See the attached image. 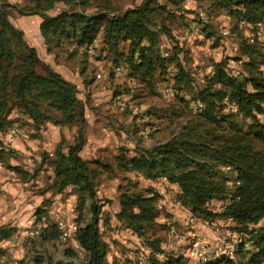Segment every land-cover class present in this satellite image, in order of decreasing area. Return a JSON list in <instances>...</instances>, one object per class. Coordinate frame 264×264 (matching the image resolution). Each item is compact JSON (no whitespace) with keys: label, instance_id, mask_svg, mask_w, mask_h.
Instances as JSON below:
<instances>
[{"label":"trees","instance_id":"trees-1","mask_svg":"<svg viewBox=\"0 0 264 264\" xmlns=\"http://www.w3.org/2000/svg\"><path fill=\"white\" fill-rule=\"evenodd\" d=\"M237 21L247 25L264 22V0H220ZM30 5L19 7L21 13L36 14L48 52L64 42L76 48L89 46L99 37L116 64L124 62L128 71L155 92L157 78L165 76L167 67L177 68L173 87L182 90L190 87L193 78L178 57L183 49L176 43L170 55L160 48L161 35H171L169 26L157 25L156 17L165 19V13L176 17L168 5L181 8L182 0H143L139 5L120 11L112 0H29ZM58 2L68 9L56 15L48 11ZM6 0H0V130L11 125L14 110L28 116L40 127L47 120L62 125H75L73 142L64 137L55 150L52 165L55 173L54 186L61 192L69 185L78 195V210L89 207L90 216L77 226L76 241L87 252L85 264H107V244L102 238L100 221L103 203L99 199L96 179L100 164L87 159L81 151L87 143L86 102L78 95L75 82L67 79L51 64L44 61L35 46L29 44L24 31L9 18ZM15 6V4H14ZM17 6V5H16ZM93 7L94 10L89 11ZM212 28V31H211ZM203 30L211 37L213 27L204 24ZM237 30V26L234 27ZM241 37L239 57L247 56L243 75H234L227 69L226 60L217 61L214 71L198 89L196 100L202 107L189 113L172 130L164 142L139 149V153L127 156L117 154V167L125 172H138L147 179L166 178L175 184L176 200L203 220L230 218L237 228L248 234L253 250H245L242 240L233 256L223 254L212 264H261L264 261V122L257 114L264 112V72L258 60L262 55L258 42ZM127 42L124 50L121 44ZM185 101L184 97H180ZM230 104L235 112H225ZM242 117L251 122L240 121ZM107 167L109 164H103ZM229 166L230 169H226ZM233 180L232 187L228 184ZM230 195L225 210L216 212L209 204ZM120 210L117 218L121 223L143 236L157 225L161 209L153 188L120 194ZM41 208L36 210L39 213ZM56 225V224H55ZM45 222L41 237L52 239L59 230ZM58 228V230H57ZM51 231V232H49ZM5 229L0 234L8 235ZM53 233V236H52ZM146 244L157 253H165L162 240L148 239ZM240 254L239 260L235 259ZM160 264H182L183 256L165 253ZM36 261L43 258L35 256ZM155 259V258H154ZM239 261V262H237ZM156 262V261H155Z\"/></svg>","mask_w":264,"mask_h":264},{"label":"rangeland","instance_id":"rangeland-1","mask_svg":"<svg viewBox=\"0 0 264 264\" xmlns=\"http://www.w3.org/2000/svg\"><path fill=\"white\" fill-rule=\"evenodd\" d=\"M6 1L12 4L6 6L10 20L24 31L27 42L37 48L39 56L46 62V54L55 55L56 62L64 66L63 71L76 81L78 95L86 102L90 122L85 132L87 143L81 155L100 161V164L93 166L98 170L97 191L103 203L99 226L102 238L107 244V264L135 262L141 254V246L148 245L147 240L155 237L162 240V247L166 252L174 256L182 255V264H203L185 254L188 243L178 242V234H186L190 229L194 231L197 226L193 229L186 225L187 216L182 212V208L175 207L177 186L166 178L152 180L135 171H122L117 167L116 156L121 152L132 156L138 154L139 149L168 140L172 130L188 115V108L192 109L193 104L198 103L194 96L206 83V77L214 71L217 61L226 60L230 73L243 75L244 63L249 58L239 57L242 42L239 33L246 36L250 42H258L262 52L258 60L263 61L259 66L264 72V22L255 25L241 23L229 14V10L220 0H182L179 9L169 4L168 8L174 9L172 12L176 17H173V13L169 15V12H166L165 19L160 16L155 19L157 25L164 23L169 26L172 35H161L160 48L162 52L170 55L177 43L183 49L178 57L193 81L190 87L177 92L173 87V76L177 68L171 64L167 67L168 73L157 78L155 92H150L145 83L128 71L124 62L116 64L113 61L100 37L92 44L91 50L87 46L76 48L74 44L64 42L56 47L54 52H48L39 26L42 18L36 14H23L18 9L30 5L29 0ZM112 1L117 10L123 11L139 5L143 0ZM157 1L161 4L166 2ZM68 8L64 2H58L48 13L56 15ZM92 10L93 7L89 9ZM204 24L212 25L214 32L211 37L203 30ZM235 26L236 31L233 30ZM224 29H228L229 33H222ZM127 44L124 42L121 47L126 50ZM119 66L122 68L117 69ZM98 73L102 76L98 77ZM168 88L171 89L167 90ZM180 97L186 100L183 102ZM135 106L137 110L134 109ZM232 107L227 104L223 110L235 112ZM192 112L195 113L193 109ZM257 116L264 122V112L258 113ZM10 119L11 125L5 130H0V229L10 232L6 236L0 234V264H6L14 258H17L20 264H85V249L79 246L73 237L62 240L57 223L63 220L68 226H80L90 216L89 207H85L81 216L78 210V195L73 185L61 192L56 190L52 165L57 144L62 137L67 142H73L76 126L47 120L38 128L28 116L16 110L12 112ZM251 120L247 117L240 119L241 122ZM14 124L23 128L27 136L19 137L11 149H7L6 133ZM105 163L109 166H103ZM228 184L232 187L231 183ZM149 188L154 189L157 206L161 212L157 225L140 236L117 218L116 214L120 210L119 197L124 189L134 191ZM228 194L227 197L211 202V210H225L230 201L231 193ZM38 208L41 210L36 213ZM4 214L9 221H1ZM196 217L198 225L208 228L198 234L207 240L210 247L217 245L219 235L213 232L214 223L225 224L228 219L203 220L200 216ZM45 222L49 225L56 224L58 227V232L52 239L41 237ZM171 226L175 229L174 234H170ZM230 227L233 232L241 231L236 225ZM32 229H39L41 233H23ZM243 240H246L243 248L252 251L253 245L248 236H244ZM234 243V237L229 236L222 243V249L231 250ZM35 256L43 259L41 262L36 261ZM240 258L241 255L238 254L235 259ZM164 259L165 255H159L150 259L147 264H160ZM261 264H264V261Z\"/></svg>","mask_w":264,"mask_h":264},{"label":"built area","instance_id":"built-area-1","mask_svg":"<svg viewBox=\"0 0 264 264\" xmlns=\"http://www.w3.org/2000/svg\"><path fill=\"white\" fill-rule=\"evenodd\" d=\"M241 23L246 24L244 21ZM249 25V24H248ZM224 34H228L229 30L224 29L222 31ZM88 48L93 49V45L87 46ZM164 55H168L167 52H163ZM122 67H118L117 69H120ZM98 77H101L102 74L98 73ZM171 88H168L167 90H170ZM174 92H172L173 94ZM121 103V100L118 101ZM229 104V103H228ZM193 111L197 112L201 107L202 103H196L193 104L192 106ZM137 107L135 106L134 109ZM236 110V108H234ZM148 131V129H147ZM7 140L5 142L7 149H11L12 145L15 144L16 140L21 137V136H27L25 130L21 128L19 125L14 124L11 126L8 131H7ZM226 169H230L229 166L226 167ZM229 183L232 184L233 180H229ZM11 204V203H10ZM175 207L182 208V212L187 216L186 217V225L191 226V228H195L197 225V217L188 209L186 208L180 200H176ZM228 222L227 223H214L215 227L213 228V232L215 234H218L219 237L217 238V245H212L211 247L209 246L208 242H206V239L201 238L200 234L196 231H191L190 229L189 232L186 234H178V242L182 243H188L186 252L185 254L190 257L192 260H197L200 263L203 264H208L212 260H216L223 254H227L229 256H233V252L236 249V246L243 240L244 236H248V234L244 231H238V232H233L230 228V225H236V222L230 218H227ZM224 222V221H223ZM172 222H169V224ZM209 223V222H206ZM204 223V224H206ZM58 227L61 231V239L62 240H68L69 238L76 237V231H77V226L76 225H71L68 226L63 220H60L58 223ZM175 229L174 227L171 226L170 228V234H174ZM25 235H34V234H39L40 230L39 229H32V230H26L23 232ZM234 233V235H233ZM229 236H233L235 243L234 246L232 247L231 250H223L222 249V243L225 241V239ZM76 241V239H75ZM211 242V241H210ZM159 255H165V254H159L155 252L150 246L148 245H143L141 246V254L138 257V260L134 261H126L122 262L121 264H147L148 261L152 258H156V256ZM166 258V255H165ZM6 264H20V261L17 258H14L13 261H10ZM29 264H34L33 262H30Z\"/></svg>","mask_w":264,"mask_h":264},{"label":"crops","instance_id":"crops-1","mask_svg":"<svg viewBox=\"0 0 264 264\" xmlns=\"http://www.w3.org/2000/svg\"><path fill=\"white\" fill-rule=\"evenodd\" d=\"M36 16H38V15H36ZM39 22H40V20H39ZM43 39V38H42ZM46 60L48 61V62H50L51 63V65L57 70V71H59L60 73H62L67 79H69V80H71V81H73V82H76L72 77H70V75H68V73H66L65 71H63L64 70V66L62 65V64H60V63H57L56 62V59H55V55H53V54H46ZM63 68V69H62ZM86 108H87V106H86ZM86 117L88 118V115H87V111H86ZM89 122H90V120H88ZM83 156V155H82ZM0 209H2V207H0ZM1 221L3 222H7V221H9L8 220V217H7V215L6 214H4V216L1 218ZM197 226V228H196V231L197 232H204L203 231V229H208V228H206V227H204V226H202V225H196ZM208 232V231H207ZM209 235H212V234H209Z\"/></svg>","mask_w":264,"mask_h":264}]
</instances>
